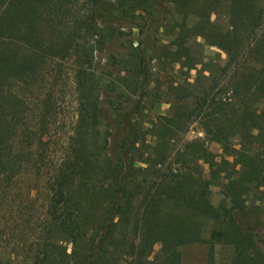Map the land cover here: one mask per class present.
Wrapping results in <instances>:
<instances>
[{
	"label": "trees",
	"instance_id": "16d2710c",
	"mask_svg": "<svg viewBox=\"0 0 264 264\" xmlns=\"http://www.w3.org/2000/svg\"><path fill=\"white\" fill-rule=\"evenodd\" d=\"M111 1L124 15L139 9L148 16L166 3L180 13L172 47L155 56L182 75L167 93L159 83L148 89L144 48L157 17L149 20L156 29L142 17L149 27L144 47L128 42L117 62L125 74L106 79L91 64L114 38L105 25L110 1L0 0V190L28 172V180L43 176L45 199L31 240L22 235L8 249L11 260L0 264H180L178 248L198 242L207 245L205 264H217V243L232 247L228 264H264L258 207L241 203L251 190L264 195V108L257 107L264 99V0H152L153 9L142 6L147 0ZM218 13L224 28L211 18ZM190 36L220 49L224 63L201 59ZM55 59L72 63L76 119L60 161L46 167L36 137L46 129L47 103L31 113L25 98ZM161 102L169 112L147 117ZM192 122L202 139L184 137ZM214 182L230 205L210 202Z\"/></svg>",
	"mask_w": 264,
	"mask_h": 264
},
{
	"label": "rangeland",
	"instance_id": "374dc122",
	"mask_svg": "<svg viewBox=\"0 0 264 264\" xmlns=\"http://www.w3.org/2000/svg\"><path fill=\"white\" fill-rule=\"evenodd\" d=\"M111 3L110 17L106 21V26L112 28L114 31V38L108 42L102 51L95 53L92 60V67L96 71L104 72L102 75L108 79V73L110 78L124 75V71L119 70L120 64L117 63L119 59H124L129 51L128 42L131 45H136L137 49L144 47L145 38L144 35L148 34L145 27V23L142 20L146 18L147 25H150L152 18L157 17V30H151L150 33V45L144 48L145 58L147 60L148 70L152 73L149 75L148 89L152 91L155 87V83H159L160 90L166 93L168 92L166 86L176 85L182 75H179L177 71L178 65L164 66L162 61L155 58L163 46L171 48V43L175 39L178 25L182 21L180 13H177L171 6V4H163L159 8V12H150L147 16L139 9H135L132 15H124L123 12L115 10L116 3L108 0ZM152 0H147L143 5H146L147 9H153ZM140 5V4H139ZM137 5V7H139ZM77 8H82L81 2L76 4ZM153 13V14H151ZM211 18H215V23L221 28H224L225 20L222 14L211 15ZM138 25H142L139 29ZM151 28L156 29V25H150ZM152 40V41H151ZM191 49L196 50L201 59L204 61H211L214 63L222 64L225 61L224 53L213 46L204 44L200 37L190 36L188 40ZM160 46V47H158ZM98 73V72H97ZM189 81H192L194 76V70L189 72ZM180 81V80H179ZM36 90L26 92L25 102L29 108L36 113L38 107H40V101L45 100L47 103V114L45 117L46 129L43 134H38L36 140L39 139L40 143H36L37 151L42 150L43 163L46 167L58 163L62 157V153L66 146L68 135L71 133V129L76 119V95L74 92L72 63L69 60H54L49 61L43 69L42 79L37 83ZM258 109L264 108V99L260 100L257 104ZM35 110V111H34ZM169 112L168 104L165 102L156 103L146 112L147 117L152 118L156 114H167ZM146 125V124H145ZM39 133V132H38ZM184 137L189 140L202 139L203 134L199 125L196 122H192L188 125L187 130L184 133ZM148 143H152V139L147 136ZM238 138L233 136L231 143L233 147H237ZM208 149L216 154L221 152L219 145L214 142H205ZM226 158L232 162L231 156ZM236 166V165H235ZM30 174L28 172H22L15 178V180L7 187L0 190V231L4 234V238L0 239V261L11 260L12 255L9 252L11 246L15 247V244L20 245L21 239L24 236H29L28 241L31 240L30 228L34 221L39 222L42 219L44 212V191L40 184L41 178L38 182L35 180H28ZM222 184H228L230 179L219 178ZM37 182L35 189L28 190L29 184ZM209 200L214 206H218L221 202L230 205L229 200L224 198L221 194V184L214 182L209 186ZM244 205L251 206L257 205L259 210L260 226L256 236V244L258 245L263 258H264V195L260 193V189L251 190L241 196ZM223 199V201H222ZM236 203H238L236 201ZM252 217H248L250 219ZM212 226L210 220L206 221L204 225L202 236L206 239L208 229ZM24 235V236H22ZM206 243L198 242L180 246L178 248L180 252V264H205ZM158 249V244H154L153 253ZM233 256V249L230 245L215 244L214 245V259L217 264H228ZM11 264H15L11 262Z\"/></svg>",
	"mask_w": 264,
	"mask_h": 264
}]
</instances>
